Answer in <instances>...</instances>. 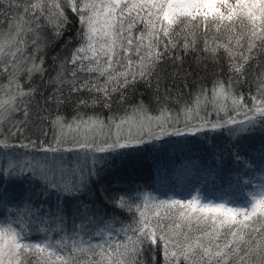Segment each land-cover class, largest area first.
Segmentation results:
<instances>
[{"label": "snow or ice", "instance_id": "1", "mask_svg": "<svg viewBox=\"0 0 264 264\" xmlns=\"http://www.w3.org/2000/svg\"><path fill=\"white\" fill-rule=\"evenodd\" d=\"M67 10L78 18V43L69 56L54 57L49 99L74 102L77 109L101 104L111 109L114 97L126 102L127 90L144 83L158 103L163 100L157 115L143 102L107 120L77 111L71 121L60 115L51 120L56 133L50 142L25 135L36 89H25L20 76L44 72V58H37L49 43L44 30L51 27L62 37L70 22ZM221 50L227 82L216 78L179 112L170 109L171 87L191 75L184 70L185 57L197 54L196 70L213 72ZM250 67L256 92L246 97L234 89L246 81ZM0 75L7 77L0 83V129L11 124L7 133L0 130V154L10 157L0 170V204L8 197L17 208L11 218L0 213V264H142L147 248H160L164 264H264V180L245 181L247 190L236 205L206 200L199 191L188 199L132 189L103 196L105 204L131 219L119 228L105 221L92 234L96 239H85L83 222L66 233V209L60 207L94 194L112 160L129 159L165 137L264 129V0H0ZM21 112L23 119L16 120ZM213 113L216 119L210 118ZM36 118L48 117L37 113ZM14 148L29 152L13 153ZM5 177L9 184L31 177L42 187L40 195L55 193V218L34 208L30 195L9 196ZM32 224L41 234L35 240Z\"/></svg>", "mask_w": 264, "mask_h": 264}, {"label": "trees", "instance_id": "2", "mask_svg": "<svg viewBox=\"0 0 264 264\" xmlns=\"http://www.w3.org/2000/svg\"><path fill=\"white\" fill-rule=\"evenodd\" d=\"M67 13L70 22L62 37L56 38L51 27L44 30L43 35L49 43L43 52L37 53L38 59L40 56L44 58V72L33 73L31 79L27 75L20 76V83L25 89H36L30 105L32 115L26 125L25 135L32 140L39 138V140L50 142L56 133L51 120L60 115L66 121H71L77 111L86 115H100L107 120L112 115L123 116L143 102L152 115H157L163 100L158 103L154 89L144 83H138L127 90L126 102H118V96L114 97L111 109L104 108L102 104L95 108L77 109L74 102L58 105L49 99L54 87L49 81L56 75L54 57L58 54L61 58L69 56L78 43V18L70 10H67ZM196 57L195 53L185 57L183 67L191 75L187 80L178 78L176 86L170 89L167 104L174 112H179L185 102H191L195 92L201 88L211 89L216 78L225 82L228 80L227 57L223 54V50L213 72H198ZM168 71H172L171 65H168ZM6 79V76L0 75V83H4ZM167 83L171 84V78ZM185 83L187 87L184 86ZM234 90L243 92L246 97L250 92H256L252 67L249 68L246 81L237 84ZM209 111H211L210 107ZM37 113L48 118L37 120ZM221 116H223L222 113ZM15 118L22 120V112L17 113ZM210 118L216 119L215 113ZM10 127L11 124L5 123L0 130L7 133ZM16 139L27 142L23 140V137ZM11 151L13 153L29 152L21 148H14ZM237 153H239V159L236 158ZM8 159L10 157L6 158L0 154V170L6 167ZM8 179V177L4 178V187L8 190L9 196L19 200L22 196L27 198L30 195L34 208L39 209L40 213L47 216L50 221L55 218L58 203L55 193L49 195L45 192L44 195H40L43 189L39 183L33 182L31 177L22 178L14 184L7 183ZM250 179L254 184L264 180V129L258 126L251 132L239 133L235 136H230L228 130L224 129L217 132L208 131L196 137H165L154 146H148L134 153L129 159L112 160L106 175L102 176L99 184L94 185V194H85L79 200H72L67 204L61 203L60 207L66 209L63 221L64 231L72 234L74 229L78 230V226L83 222L85 239H96L92 234L97 229L103 228L105 221H113L115 228H119L121 223L129 222L131 214L114 209L101 199L103 196H114L121 190H139V193L152 192L161 198L173 196L180 199H188L199 191L206 200L236 205L242 202V190H247L244 182ZM96 189L101 191L97 192ZM84 204L88 207L86 214ZM78 207L79 213H77ZM0 213L10 218L17 215V208L14 203H8V197H5L4 203L0 204ZM36 227V224L29 225L30 238L33 240L41 236L36 231ZM59 235L58 232L51 233L53 238ZM140 259L142 264H164L160 248L155 250L147 248Z\"/></svg>", "mask_w": 264, "mask_h": 264}]
</instances>
